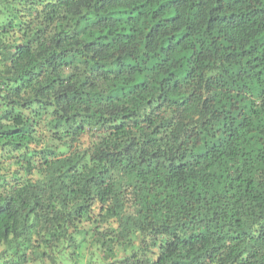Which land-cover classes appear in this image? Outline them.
<instances>
[{
    "label": "trees",
    "instance_id": "obj_1",
    "mask_svg": "<svg viewBox=\"0 0 264 264\" xmlns=\"http://www.w3.org/2000/svg\"><path fill=\"white\" fill-rule=\"evenodd\" d=\"M9 33L12 41L0 43V140L8 141L0 160L24 161L30 176L34 161L50 167L68 155L40 143L70 136L88 152L97 148L92 158L100 167L89 172L85 164L81 171L66 161L70 175L56 180L61 190L66 179L82 180L72 191L85 201L54 216L37 212L47 207L46 193L20 190L24 176L4 179L0 242L12 234L30 242L41 220H63L73 229L95 225L77 231L87 243L93 232L115 234L111 227L99 233L106 214L122 212L123 226L125 217L133 222L144 211L152 220L141 225L140 250L116 264H264V0H0V36ZM125 136L130 144L122 152L108 145ZM181 140L179 147L196 158L191 168L121 167L124 153ZM22 211L36 214L37 223L25 217L21 224ZM160 237L159 255L150 259ZM71 245L82 246L74 239ZM21 247L18 260L6 259L7 252L0 259L56 264Z\"/></svg>",
    "mask_w": 264,
    "mask_h": 264
},
{
    "label": "clouds",
    "instance_id": "obj_2",
    "mask_svg": "<svg viewBox=\"0 0 264 264\" xmlns=\"http://www.w3.org/2000/svg\"><path fill=\"white\" fill-rule=\"evenodd\" d=\"M23 7V5H20ZM15 7V5H13ZM85 12L88 10L85 9ZM11 15V10L8 9L7 5L4 6V18L7 20ZM17 43H19L20 33H16ZM12 41V33L8 35L0 36V43H10ZM4 69L0 68V79L5 77L2 75ZM108 87V86H107ZM99 91V89H97ZM97 105L93 104L92 109L95 111ZM78 111H83L79 109ZM9 127L11 126L9 122H5ZM95 131V129H93ZM86 140L87 137H84ZM159 139V136L157 137ZM7 140H0V146L7 144ZM181 141H177L173 146H166L158 144L155 147L149 149L146 154L142 153L139 149H135L133 153H124L121 157L122 163L121 167H127V169H136L137 171H145L148 166H151V169L159 168L161 170L168 169L169 165L176 166L184 165L191 168L196 164V158L190 156L187 151V148H180L179 145ZM96 145H100V141H95ZM130 144V138L125 136L119 139L112 138L108 141L109 146H113L117 152H122L123 147H126ZM30 147H36V145H29ZM39 147L41 149L47 147H53L54 150L58 152L67 153L68 155L59 161L54 160L50 167L46 166L44 168H39L36 166V162H33V168L31 175H28V172L22 169L26 168L24 161L17 162L11 157L4 160H0V183H3L4 179H10L15 176L16 173H19L21 176L26 178L25 183L21 186L20 190L27 189L30 193L35 192L40 194L42 191L46 193L43 197V203L47 204L46 208L37 209V212L41 215L48 214L50 216L56 215L60 212H72L74 208L82 205L85 201V197L79 195V193H73L72 188L79 185L83 187V181L80 180L78 183L73 184L71 179H66L65 183L68 185L66 190H61L60 184L57 182L56 178L65 174L66 176L70 175L67 173L66 169L68 165L66 161L71 159L74 164H77L81 167L83 171V165L88 166L89 172H92L93 169L99 171L100 162L92 158L93 154L97 151V148H93L91 152H88V145L82 143L81 140L73 142V138L70 136L64 137L62 140H51V138L45 139L40 143ZM169 147L172 148V152H169ZM72 149V151H69ZM20 152L13 153V156H20ZM0 156H3V153H0ZM125 161L129 163L125 165ZM149 169V170H151ZM170 170V169H169ZM95 174V173H93ZM162 173H156L155 179L158 181L159 176ZM84 175L87 176L88 172H84ZM167 179V177H165ZM31 181V183H28ZM137 187H141L137 185ZM162 190V187H161ZM11 191V190H9ZM95 191V190H93ZM121 191L119 185L117 184L114 189L113 202H116V197ZM67 199L68 205L64 207L63 201ZM55 202V206H53ZM120 202H123V198H120ZM159 203V202H157ZM31 207H35L33 203ZM138 209L143 211V205L138 204ZM54 210V211H53ZM95 210V206H94ZM33 215L29 211H22L21 224H23L24 218L28 219V222L37 223L36 219H33ZM108 219V222L104 224L99 229V233H104L105 229L111 227L115 229V234L111 236L98 235L96 232L91 233L87 237V243H84L83 233L77 234V231L80 229H87L95 227V225H89L87 221L84 223L78 224L76 229L69 227L63 220H60L58 224L55 225H45L43 220L37 223V227L33 229L30 234V242H25L23 235L17 239L15 234H12L8 237V243L0 242V257H3L5 252L8 253L6 259L9 260H18L16 253V246L22 245L21 253L25 250L29 251V255H32L33 252L37 257L41 256L42 253H47L56 264H85L86 261H94V264H116L117 261H120L124 258L125 254L131 255L133 252H138L140 250V237H141V225L147 226L149 220L146 217H149V213L144 212L142 215H137L134 218L133 222H128L127 218H124L123 226L120 225L119 221L123 215L122 212H118V215L111 216ZM152 220V216L149 217ZM47 229V231L45 230ZM67 229V232H65ZM18 231H23L21 227ZM151 231V228H149ZM131 233L128 235L127 233ZM39 234V235H38ZM124 236V239L121 241L120 236ZM74 239L78 244H81L80 249H74L71 245V240ZM166 239L171 240L170 236H167ZM165 237H160L156 243L155 247H150L149 258L155 260L156 256H151V252H156L159 255V245L164 243ZM129 242H131L130 246ZM37 245L39 248L37 250ZM107 245V247H105ZM108 249H114V252L109 253ZM73 252L76 253L73 257ZM104 255H108L110 258L105 260L103 259ZM0 264H4V259H0ZM37 264H52L50 260L37 261Z\"/></svg>",
    "mask_w": 264,
    "mask_h": 264
},
{
    "label": "rangeland",
    "instance_id": "obj_3",
    "mask_svg": "<svg viewBox=\"0 0 264 264\" xmlns=\"http://www.w3.org/2000/svg\"><path fill=\"white\" fill-rule=\"evenodd\" d=\"M87 262V261H86ZM86 262H85V264H86ZM30 264H37V263H30ZM53 264V263H52Z\"/></svg>",
    "mask_w": 264,
    "mask_h": 264
}]
</instances>
